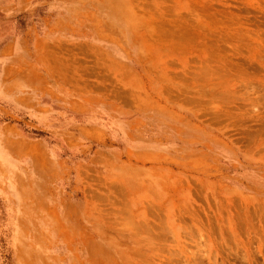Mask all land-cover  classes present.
<instances>
[{"label":"rangeland","instance_id":"1","mask_svg":"<svg viewBox=\"0 0 264 264\" xmlns=\"http://www.w3.org/2000/svg\"><path fill=\"white\" fill-rule=\"evenodd\" d=\"M0 264H264V0H0Z\"/></svg>","mask_w":264,"mask_h":264}]
</instances>
